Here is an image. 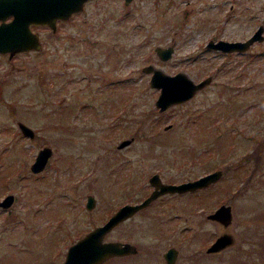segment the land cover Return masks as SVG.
<instances>
[{
	"label": "rangeland",
	"instance_id": "1",
	"mask_svg": "<svg viewBox=\"0 0 264 264\" xmlns=\"http://www.w3.org/2000/svg\"><path fill=\"white\" fill-rule=\"evenodd\" d=\"M259 22L264 0H88L56 31L33 26L39 49L0 53V199L14 194L0 207V264H59L69 243L147 196L149 174L181 182L214 168L223 171L213 183L161 194L105 239L163 246L174 240L161 241L168 230L197 264H264V32L244 53L205 48L209 37L243 38ZM157 44L173 45L172 57L160 59ZM145 63L195 81L213 76L162 111ZM45 144L51 157L32 172ZM224 202L235 242L205 252L223 232L207 214Z\"/></svg>",
	"mask_w": 264,
	"mask_h": 264
},
{
	"label": "water",
	"instance_id": "2",
	"mask_svg": "<svg viewBox=\"0 0 264 264\" xmlns=\"http://www.w3.org/2000/svg\"><path fill=\"white\" fill-rule=\"evenodd\" d=\"M87 0H0V53L9 52V55L17 54L18 51L26 52L29 49L37 50L41 47V40L37 31L32 30L31 26L36 24L48 25L56 30V22L59 19H68V16L73 12H78L84 9V4ZM131 0H124L125 4ZM262 25L259 24L254 32L246 39L232 40L208 39L205 47L220 48L222 51L245 49L249 43L258 40L262 37ZM173 45H156L154 47L160 59L165 60L172 57ZM142 71L148 72L150 79L148 84L151 87L159 88L154 105L164 111L169 105L176 104L178 101H185L193 96L200 87L206 86L211 79L212 74L206 77H201L197 81L192 79V76L187 73L177 70L175 73L163 71L160 66L152 63H145ZM17 125L19 130L26 136H34L33 126L27 125L25 121L18 120ZM133 137H126L117 144V146H125L130 143ZM50 145H43L35 153L30 163L31 171L42 170L52 154ZM222 169L214 168L210 172H204L198 177L184 179L181 182L162 180L160 172L149 174L148 182L152 187L147 196H143L139 201L123 202L118 208L113 210L108 219L103 220L98 225L88 229L85 234L78 237L76 241L69 243L67 252L64 255L63 261L59 264H100L101 261L108 260L112 255H121L130 253L137 249L134 242L126 240H117L115 238L105 239V235L118 224L122 219L130 217L134 211L142 206H147L152 198H156L163 193L192 191L195 188L209 185L216 181L222 175ZM94 195L87 193L85 206L88 208L94 207ZM14 201V194L6 193L0 199V207H7ZM231 205L228 202L218 204L208 217L213 220H218L223 227L232 222ZM233 233L229 230H224L217 234L215 239L208 245L207 249L216 251L226 247L228 244H233L235 241ZM170 264V262H169Z\"/></svg>",
	"mask_w": 264,
	"mask_h": 264
},
{
	"label": "flooded vegetation",
	"instance_id": "3",
	"mask_svg": "<svg viewBox=\"0 0 264 264\" xmlns=\"http://www.w3.org/2000/svg\"><path fill=\"white\" fill-rule=\"evenodd\" d=\"M88 1V0H87ZM86 1V2H87ZM85 2V3H86ZM79 11H81V10H79ZM78 11V12H79ZM78 12H75V13H71L69 16H68V19L69 18H71V16L72 15H74V14H77ZM68 19H65V20H68ZM63 19H59V20H57V22H56V30L58 29L57 28V25H58V22L59 21H62ZM65 20H63V21H65ZM259 24H261L262 25V23H258L257 25H256V27L254 28V30L253 31H251V32H249L248 33V35L247 36H244L243 38H238L237 37V39H241V40H244V39H246L252 32H254L255 30H256V28L258 27V25ZM36 25H42V24H36ZM36 25H32L31 26V28H32V30H34L33 29V26H36ZM43 27H50V26H46V25H42ZM51 28V27H50ZM52 29V28H51ZM53 31H56V30H54V29H52ZM35 31H37L38 32V34H39V30H35ZM263 32H264V26L262 25V39H263ZM221 36H219V37H216V38H211V37H209L208 39H210L211 38V40H216V39H218V38H220ZM39 38H40V35H39ZM260 38V39H261ZM207 39V40H208ZM222 39H227V38H222ZM229 39H232V38H229ZM237 39H232V40H237ZM40 40H41V38H40ZM42 41V40H41ZM257 40H254V41H252L251 43H249V44H252V43H255ZM43 42V41H42ZM42 42H41V45H42ZM248 44V45H249ZM248 47V46H247ZM247 47L245 48V49H240V50H238L239 52H246L245 50L247 49ZM205 48H210L211 50H221L222 51V49H220V48H217V49H215V48H213V47H205ZM227 51H232V50H227ZM227 51H222V52H227ZM238 51H236V50H234V51H232V52H238ZM18 52H21V51H18ZM17 52V53H18ZM6 53H8V56L9 57H11V56H13V55H9L10 53L9 52H6ZM6 53H2V54H6ZM14 55H16V54H14ZM211 74V73H210ZM212 76H213V74H212ZM212 76H211V78H212ZM34 133H35V131H34ZM211 184V183H210ZM186 191V190H185ZM185 191H182V192H185ZM182 192H180V193H182ZM187 192H189V191H187ZM158 197H160V196H158ZM158 197H154V198H152L151 200H150V202L152 201V200H154V199H157ZM95 199V198H94ZM86 202V201H85ZM150 202H149V204L146 206H142V207H140V209H142V208H146V207H148V206H150ZM95 204V203H94ZM140 209L139 210H137L136 212L134 211L132 214H130V217L134 214V213H138V211H140ZM213 211V210H212ZM211 211V212H212ZM210 212H208V214H209ZM208 216V215H207ZM129 217V218H130ZM128 218H124V219H122V220H127ZM121 220V221H122ZM216 220V219H215ZM218 221V220H217ZM233 221V220H232ZM220 222V221H219ZM120 223V222H119ZM118 223V224H119ZM230 223H232V222H230ZM117 225V224H116ZM115 225V226H116ZM221 225H222V223H221ZM228 226V225H227ZM227 226H225V227H223V225H222V229H223V231L224 230H227L226 229V227ZM164 231V232H163ZM166 233H168L169 235H166ZM162 235H164L163 236V238H161V241L164 239V238H166V237H168V239H170V238H174V240H173V242L172 243H169V244H166V245H160V244H158V243H160V241L159 242H157V243H155L154 241L152 242V243H150V244H145V245H142V247H139L134 241H132V242H134L135 244H136V246H137V249H135L134 251H132V252H130V253H124V254H121V255H112V257H116V258H121V257H124V256H126V257H128V258H131V260H130V264H136V263H134V262H137V263H139V262H141V264H169V262H170V264H197V254H193V252H191V251H189V250H187V246H180L179 244H177L176 243V241H178L177 239L178 238H176L175 236H176V234L174 233V231H168V230H162V233H161ZM220 234V233H219ZM173 236V237H172ZM234 236V235H233ZM216 237V236H215ZM215 239V238H214ZM213 239V240H214ZM117 240H119V239H117ZM212 240V241H213ZM129 241V240H128ZM211 241V242H212ZM131 242V241H130ZM169 242H171V241H169ZM211 242H209L210 244H212ZM210 244H208V245H210ZM208 245L205 247V252L207 251V252H214V251H210V250H208L207 249V247H208ZM221 249V248H220ZM219 250V249H218ZM111 258V257H110ZM137 260V261H136Z\"/></svg>",
	"mask_w": 264,
	"mask_h": 264
}]
</instances>
